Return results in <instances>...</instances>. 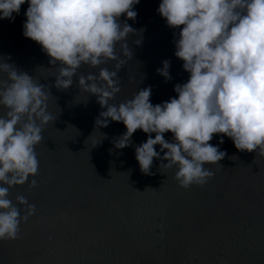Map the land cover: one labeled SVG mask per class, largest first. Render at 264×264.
I'll return each mask as SVG.
<instances>
[{
  "label": "water",
  "instance_id": "95a60500",
  "mask_svg": "<svg viewBox=\"0 0 264 264\" xmlns=\"http://www.w3.org/2000/svg\"><path fill=\"white\" fill-rule=\"evenodd\" d=\"M159 2L140 0L134 20L120 17L135 33L127 39L132 58L117 72L120 92L111 103L150 86L151 104H160L187 82L183 61L174 55L173 33L178 39L183 26H167L156 11ZM27 7L21 5L12 22L0 20V59L45 86L56 119L35 147L37 186L10 190L13 199L27 197L36 213L20 224L17 239L0 241V264H264V154L237 150L231 138L213 134L208 143L223 138L219 150L226 155L208 165L214 175L206 184L180 187L176 168L160 167L167 161L157 158L143 173L135 146L155 133L137 129L129 146L117 149L126 128L110 118L107 127L96 126L106 110L97 96L81 89L76 77L68 89L54 86L58 68L22 35ZM165 60L168 80L157 72ZM114 64L101 67L113 70ZM97 71L82 65L78 75ZM163 136L173 142L172 133ZM154 150L164 155L159 145Z\"/></svg>",
  "mask_w": 264,
  "mask_h": 264
},
{
  "label": "clouds",
  "instance_id": "9594fccd",
  "mask_svg": "<svg viewBox=\"0 0 264 264\" xmlns=\"http://www.w3.org/2000/svg\"><path fill=\"white\" fill-rule=\"evenodd\" d=\"M26 2L22 35L38 43L58 68L54 86L68 89L76 77L81 89L96 95L106 107L96 126L107 127L110 118L126 128L117 149L129 146L137 129L155 133L135 146L143 173L149 174L157 158L167 161L160 167L176 168L180 187L206 184L214 175L208 165L226 155L219 150L223 138L208 143L213 134L231 138L237 150L264 154V0H160L156 11L167 26H183L178 39L173 33L174 55L189 76L174 86L175 98L156 105L150 102V86L118 104L110 102L120 92L117 72L132 58L127 39L135 30L126 20L135 19L140 0H0V20L14 21ZM109 60L115 62L113 70L101 67ZM162 64L157 72L168 80L170 62ZM82 65L98 71L78 75ZM0 74L5 76L0 108L6 109L0 115V241H5L17 239L20 224L36 213L27 197L13 199L10 190L37 186L35 147L56 118L48 111L45 86L3 59ZM166 132L173 142L164 138Z\"/></svg>",
  "mask_w": 264,
  "mask_h": 264
}]
</instances>
